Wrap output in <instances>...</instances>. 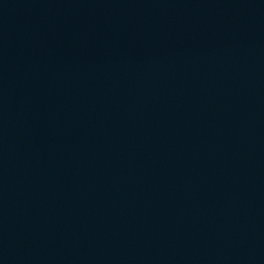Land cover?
Masks as SVG:
<instances>
[{"label":"water","instance_id":"water-1","mask_svg":"<svg viewBox=\"0 0 264 264\" xmlns=\"http://www.w3.org/2000/svg\"><path fill=\"white\" fill-rule=\"evenodd\" d=\"M0 264H264V0H0Z\"/></svg>","mask_w":264,"mask_h":264}]
</instances>
